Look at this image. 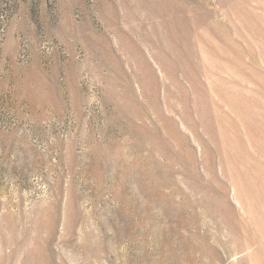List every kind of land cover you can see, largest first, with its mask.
Segmentation results:
<instances>
[{"label":"rangeland","instance_id":"obj_1","mask_svg":"<svg viewBox=\"0 0 264 264\" xmlns=\"http://www.w3.org/2000/svg\"><path fill=\"white\" fill-rule=\"evenodd\" d=\"M263 231L264 0H0V264H264Z\"/></svg>","mask_w":264,"mask_h":264},{"label":"bare ground","instance_id":"obj_2","mask_svg":"<svg viewBox=\"0 0 264 264\" xmlns=\"http://www.w3.org/2000/svg\"><path fill=\"white\" fill-rule=\"evenodd\" d=\"M262 217V216H261ZM257 221H258V219H257ZM264 232V231H263Z\"/></svg>","mask_w":264,"mask_h":264}]
</instances>
